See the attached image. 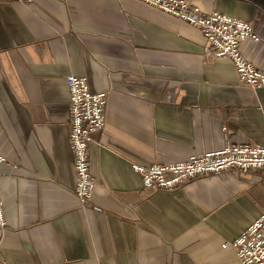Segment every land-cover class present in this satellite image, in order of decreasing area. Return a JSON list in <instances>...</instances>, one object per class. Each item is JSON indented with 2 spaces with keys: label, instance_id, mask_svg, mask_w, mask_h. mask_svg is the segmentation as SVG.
Segmentation results:
<instances>
[{
  "label": "crops",
  "instance_id": "1",
  "mask_svg": "<svg viewBox=\"0 0 264 264\" xmlns=\"http://www.w3.org/2000/svg\"><path fill=\"white\" fill-rule=\"evenodd\" d=\"M253 23L243 56L264 71V0H187ZM201 31L137 0H0V264H241L233 242L264 212V170L145 188L132 165L264 146V88L205 53ZM108 92L81 205L67 77Z\"/></svg>",
  "mask_w": 264,
  "mask_h": 264
},
{
  "label": "built area",
  "instance_id": "2",
  "mask_svg": "<svg viewBox=\"0 0 264 264\" xmlns=\"http://www.w3.org/2000/svg\"><path fill=\"white\" fill-rule=\"evenodd\" d=\"M33 0H12L17 4H30ZM198 28L206 40L205 53L215 58H229L237 71L239 82L253 90L264 88V71L256 68L241 52L245 40L260 41L253 23L219 12L203 13L187 0H137ZM70 94V143L77 176L75 195L81 205L91 204L96 179L90 169V146L94 135L106 128L108 92L93 93L86 77H67ZM5 158L0 155V163ZM141 176L143 186L152 190L171 191L199 176L222 174L226 171L248 172L264 170V146L257 143L229 142L221 149L193 154L186 161L141 165L133 164ZM4 203L0 196V232L7 229ZM241 264H264V212L233 242Z\"/></svg>",
  "mask_w": 264,
  "mask_h": 264
}]
</instances>
